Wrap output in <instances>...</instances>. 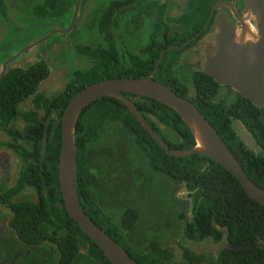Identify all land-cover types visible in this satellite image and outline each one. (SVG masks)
<instances>
[{"label": "flooded vegetation", "instance_id": "obj_1", "mask_svg": "<svg viewBox=\"0 0 264 264\" xmlns=\"http://www.w3.org/2000/svg\"><path fill=\"white\" fill-rule=\"evenodd\" d=\"M133 1L112 0L99 20L94 17L90 21L91 25L97 23L101 40L94 47L85 46L82 53L87 54L86 59L75 58L73 65L79 67L73 74H131L138 54L149 59L160 51L158 61L166 51L162 64L170 51L177 50L171 57L175 59L172 73L180 75L178 71L183 69L189 76L208 75L205 50L215 44L220 24L228 21L237 27L246 9L245 0H142L152 3L144 6L153 16V40L140 42L136 55L129 50L123 54L117 49L119 39L126 43L119 32L118 9L132 7ZM152 7L163 8L152 12ZM9 10L0 5V264H109L104 252L79 231V224L70 216L59 179L60 157L47 148L46 134H42V123L49 126L57 120V104L64 103L62 94L67 98L64 92L70 78L63 64L55 63L60 68L51 64L55 53L36 54L37 47L56 34L51 32L44 37L50 36L47 41L41 38L26 47L25 37L11 36L24 28L19 27L22 20L11 16ZM40 12L39 7L36 13ZM184 22L181 36L174 28ZM127 23L129 31L137 26L136 19ZM42 60L49 64L44 79L38 68L33 76H25ZM169 71L165 68L163 73ZM32 88L33 94L24 98L26 89ZM91 105L76 131L80 144L89 139V153L84 148L81 151V170L78 162L79 195L85 212L138 264H222L225 253L233 250L229 230L218 226L216 237L187 240L184 231L196 230L188 224L194 219L195 198L188 195L186 187L169 196L165 178L147 163H138L136 150L124 139L127 133L115 123H97V109Z\"/></svg>", "mask_w": 264, "mask_h": 264}, {"label": "trees", "instance_id": "obj_2", "mask_svg": "<svg viewBox=\"0 0 264 264\" xmlns=\"http://www.w3.org/2000/svg\"><path fill=\"white\" fill-rule=\"evenodd\" d=\"M54 4L55 0H47ZM3 3L2 0H0ZM70 9L73 7H69ZM183 50V49H182ZM178 51H170L160 65L155 80L169 87L178 95L190 100L212 123L232 150L250 178L264 189V123L261 116L264 106L256 107L250 100L235 92L231 87H222L213 77L205 74L189 76L190 85L182 76L172 73L171 58ZM160 51L155 57L134 60L131 74L97 72L81 74L72 73L68 87L60 98L64 103L57 104V120L49 126L42 123V134H46L47 148L56 151L60 157L62 150V115L70 100L88 85L116 78H145L154 70ZM40 69L41 78L49 73V64L42 60L25 72V76H33ZM168 68L167 74L163 70ZM27 83V82H26ZM34 89H26L24 98L33 94ZM156 130L162 140L174 150L190 149L195 146V137L187 127L182 117L170 107L145 97L126 94ZM91 108L97 109V123H115L120 125L133 150L138 154V163H147L155 174L163 176L170 189L169 196L186 187L188 195L195 198L193 207L194 219L188 223L196 226V230L184 231L186 239H204L219 234L218 226L227 228L229 240L234 246L244 244H264V206L252 200L235 176L222 165L212 159L193 154L186 157H172L163 150L150 136L136 116L120 100L105 97L95 101ZM89 110V109H88ZM87 110L83 113V116ZM79 123V125H80ZM79 127V126H78ZM254 138L257 146L249 148L240 138V129ZM91 139L95 135L91 134ZM79 169L82 165L81 151L89 153L85 144L76 138ZM85 146V147H84ZM174 211L173 208L170 209ZM74 223H78L74 220ZM79 231L83 233L78 225ZM101 253H103L100 250ZM107 259V257L105 256ZM111 264L110 262H108ZM222 264H264V249L251 247L239 250H228L222 257Z\"/></svg>", "mask_w": 264, "mask_h": 264}, {"label": "water", "instance_id": "obj_3", "mask_svg": "<svg viewBox=\"0 0 264 264\" xmlns=\"http://www.w3.org/2000/svg\"><path fill=\"white\" fill-rule=\"evenodd\" d=\"M83 0H77L69 29L54 30L65 34L75 27ZM244 16L233 27L226 21L220 24L215 44L205 50L206 72L221 86H229L256 107L264 106V0H245ZM50 38H44L47 41ZM42 42V43H43ZM189 44L176 46L179 49ZM27 50V49H26ZM166 51L156 62L154 70L145 78H116L103 80L81 90L68 103L62 115V150L59 161V179L63 198L70 216L83 232L104 252L112 264H138L131 255L101 229L85 212L79 195L78 155L76 131L83 111L98 99L112 97L120 100L136 116L145 130L165 152L172 157L199 154L222 165L240 182L247 195L264 206V189L248 175L225 140L207 117L188 99L178 95L166 85L155 80ZM132 94L158 101L177 112L195 137V146L174 150L162 140L136 104L126 96ZM264 123V114L261 116ZM241 140L252 149L257 143L251 134L240 129ZM260 247L262 243L230 245L233 250Z\"/></svg>", "mask_w": 264, "mask_h": 264}, {"label": "rangeland", "instance_id": "obj_4", "mask_svg": "<svg viewBox=\"0 0 264 264\" xmlns=\"http://www.w3.org/2000/svg\"><path fill=\"white\" fill-rule=\"evenodd\" d=\"M0 5L9 7L10 15L14 17H19L22 25L19 27L24 29H18L14 32V35L18 38L25 37V46L29 47L31 43H34L38 39L44 38L49 33L54 30H63L69 29L71 26V20L74 15V7L77 0H55L54 4L47 3V0H2ZM120 1V0H118ZM151 1V0H148ZM156 1V0H155ZM164 1V0H163ZM112 0H83L80 6V11L78 15V21L75 24V27L72 31L66 34H56L45 44L37 47L36 54L38 56H43L47 53H55V59L51 60V64L55 68H60L55 63L59 62L65 66V70L69 77L73 73L74 69L79 67L78 65H73L75 58H87L86 53H82L85 49V46H96L101 40V34L96 29L97 23L89 24L90 21L95 17L100 19L104 9L109 8ZM132 7H119L118 9V20L120 22L119 32L123 36V40L126 43L121 42V39L118 40L117 49L123 54H128L126 51L129 50L134 52L136 55L141 48V44H147L149 41H152V27H153V16L149 15L148 8L144 5L152 4L151 2L144 3L142 0H134ZM159 1L158 4H160ZM41 8L40 15L36 13L37 8ZM55 7V8H50ZM163 7H152V12L159 10ZM94 11H98L94 15ZM148 14H146L145 12ZM148 15V16H147ZM143 16V17H142ZM144 16H147L146 18ZM142 18L144 19V25H142ZM136 19V27L129 31L128 21L133 22ZM162 29L164 24L162 23ZM186 27V22L178 25L174 29L177 32H181V36L184 34ZM10 32L13 33L12 26L10 27ZM161 34V33H160ZM180 36V37H181ZM58 46V47H57ZM60 48L59 50H54V48ZM131 47L135 48L134 50L130 49ZM81 48L80 54L78 50ZM138 49V50H137ZM92 50L89 49L88 52ZM3 51L1 54H5ZM54 57V55H51ZM144 55L138 54L137 57L142 59ZM68 61L71 63L68 64ZM88 61V60H87ZM179 76H182L184 80L190 85V78L186 74L185 70H179ZM165 191L167 194H170V189L166 188ZM184 192V191H183ZM179 195H183L180 193Z\"/></svg>", "mask_w": 264, "mask_h": 264}]
</instances>
